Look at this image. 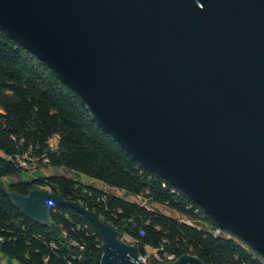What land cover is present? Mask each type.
Segmentation results:
<instances>
[{"label":"water","instance_id":"95a60500","mask_svg":"<svg viewBox=\"0 0 264 264\" xmlns=\"http://www.w3.org/2000/svg\"><path fill=\"white\" fill-rule=\"evenodd\" d=\"M0 29L139 164L264 257V0H0ZM7 196L43 225L52 206L84 216L101 264H147L144 246L80 203L38 188Z\"/></svg>","mask_w":264,"mask_h":264},{"label":"trees","instance_id":"16d2710c","mask_svg":"<svg viewBox=\"0 0 264 264\" xmlns=\"http://www.w3.org/2000/svg\"><path fill=\"white\" fill-rule=\"evenodd\" d=\"M0 264H101L95 226L68 206H52L51 225L31 221L7 196L45 189L82 204L130 244L155 251L147 264L193 255L204 264H264V257L217 223L185 193L139 164L93 119L81 97L38 56L0 29ZM65 168L123 193L118 196L65 175ZM22 173L9 186L4 179ZM134 196L143 204L127 200ZM161 205L184 219L165 215ZM220 230V234L216 231ZM172 261V262H173Z\"/></svg>","mask_w":264,"mask_h":264},{"label":"rangeland","instance_id":"374dc122","mask_svg":"<svg viewBox=\"0 0 264 264\" xmlns=\"http://www.w3.org/2000/svg\"><path fill=\"white\" fill-rule=\"evenodd\" d=\"M0 156L1 157H4L5 155L0 151ZM41 174L43 175H51V174H61V175H65L69 178H72L74 180H79L83 183H86V184H91V185H94L100 189H103L107 192H110V193H114L118 196H123V193H121L120 191H117L115 189H111V188H108L105 184H103L102 182L98 181V180H95V179H92L86 175H83V174H80V173H77L75 171H70V170H67L65 168H57V169H46V168H42L40 170ZM36 175L35 174H32V173H22L18 178H7V179H4V184L6 186H9L13 181H17L18 179H24V180H27V179H30V178H33L35 177ZM127 200H130V201H134V202H137V203H140V204H143V200L140 199V198H136L134 196H128L126 197ZM152 208L154 210H157L165 215H168V216H171V217H174V218H178V219H184L181 215H179L178 213L168 209L167 207L165 206H161V205H154L152 206ZM127 242H130L129 239H125ZM148 250V249H147ZM148 253L149 255L150 254H154L155 251H152V250H148ZM1 259L3 261V263L5 264H20L19 262L17 261H9L6 257H3L1 256Z\"/></svg>","mask_w":264,"mask_h":264},{"label":"built area","instance_id":"2783aa9c","mask_svg":"<svg viewBox=\"0 0 264 264\" xmlns=\"http://www.w3.org/2000/svg\"><path fill=\"white\" fill-rule=\"evenodd\" d=\"M216 234H220V230L216 231ZM170 260H171L170 262L173 261V259H170ZM143 261H145V258L143 259Z\"/></svg>","mask_w":264,"mask_h":264}]
</instances>
